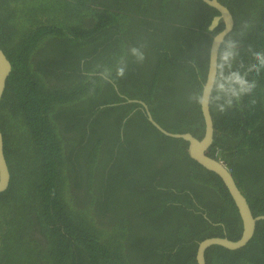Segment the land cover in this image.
Returning <instances> with one entry per match:
<instances>
[{
    "label": "trees",
    "instance_id": "16d2710c",
    "mask_svg": "<svg viewBox=\"0 0 264 264\" xmlns=\"http://www.w3.org/2000/svg\"><path fill=\"white\" fill-rule=\"evenodd\" d=\"M219 2L235 21L226 38L254 63L248 49L264 51V0ZM218 15L202 0H0V49L12 64L0 101L11 174L0 194V264H197L200 242L240 239L242 222L220 178L189 158L184 141L159 132L143 105L128 103H145L170 133L201 139L202 112L188 97L224 29L209 30ZM140 44L142 64L129 57L123 79L92 84L93 70L97 79ZM256 79L254 94L234 108L210 109L208 154L227 165L258 217L264 72ZM206 261L264 264V221L244 248L214 246Z\"/></svg>",
    "mask_w": 264,
    "mask_h": 264
},
{
    "label": "water",
    "instance_id": "95a60500",
    "mask_svg": "<svg viewBox=\"0 0 264 264\" xmlns=\"http://www.w3.org/2000/svg\"><path fill=\"white\" fill-rule=\"evenodd\" d=\"M206 5L215 9L219 15L214 17L210 26V31H215L221 23L224 24V29L218 33L216 36H224L225 38L233 31L234 29V18L228 8L221 4L219 0H202ZM214 36V37H216ZM213 41L211 44L212 48ZM219 54V45L217 44L215 48L212 49V55H209L208 70L206 77L209 81L215 77L216 71V59ZM209 65L211 66V71H209ZM12 71V64L7 58L6 54L2 49H0V101L3 98L4 90L6 88L8 77ZM128 103H140L143 105L147 112L148 121L163 135L169 138L182 140L187 144V155L190 159L195 161L205 170L214 173L220 178L224 187L229 193L236 209L238 210L241 222H242V235L239 240L233 241L226 237H213L206 239L199 243L197 252H196V262L197 264H207L206 253L207 251L214 247L219 246L231 251H236L244 248L253 238L256 230V225L258 222L264 221V216L255 217L251 211V208L248 204V201L241 190L238 188L236 181L227 167V165L217 159L216 157L210 156L208 150L213 144L214 141V124L211 115V110L201 111L205 131L201 139L193 136L190 133H170L163 129L152 117L149 112L148 106L141 102L134 100H128ZM11 181V174L9 167L6 161L4 153V138L0 130V194L8 190Z\"/></svg>",
    "mask_w": 264,
    "mask_h": 264
},
{
    "label": "clouds",
    "instance_id": "9594fccd",
    "mask_svg": "<svg viewBox=\"0 0 264 264\" xmlns=\"http://www.w3.org/2000/svg\"><path fill=\"white\" fill-rule=\"evenodd\" d=\"M245 29L248 24L243 26ZM243 35V32H241ZM219 45V54L216 59L215 77L210 81L206 77L199 89L189 95V101L196 104L201 111L214 108L217 112L223 114L229 109L237 106L244 97L252 96L258 87V80L264 72V51H254L249 48L248 51L254 63L245 64L240 59V42L233 38L224 36L213 37V45L209 50L212 55V49ZM145 44L132 46L117 57L113 66H106L97 77L96 70L89 74V79L93 85L99 80L104 84H115L118 79H123L129 68V57L136 64H142L146 59ZM239 63L237 64V62ZM193 67L198 68L196 59L190 61ZM209 71L211 66L209 65ZM252 76V79L249 77Z\"/></svg>",
    "mask_w": 264,
    "mask_h": 264
},
{
    "label": "flooded vegetation",
    "instance_id": "af4514ba",
    "mask_svg": "<svg viewBox=\"0 0 264 264\" xmlns=\"http://www.w3.org/2000/svg\"><path fill=\"white\" fill-rule=\"evenodd\" d=\"M35 237L40 238L38 234Z\"/></svg>",
    "mask_w": 264,
    "mask_h": 264
},
{
    "label": "bare ground",
    "instance_id": "6f19581e",
    "mask_svg": "<svg viewBox=\"0 0 264 264\" xmlns=\"http://www.w3.org/2000/svg\"><path fill=\"white\" fill-rule=\"evenodd\" d=\"M225 5V4H224ZM228 8V7H227ZM229 10V9H228ZM230 11V10H229Z\"/></svg>",
    "mask_w": 264,
    "mask_h": 264
}]
</instances>
